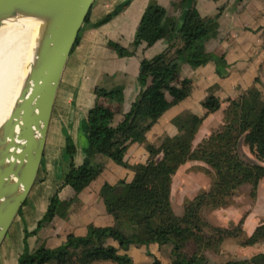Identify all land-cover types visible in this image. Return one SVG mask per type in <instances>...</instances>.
Returning <instances> with one entry per match:
<instances>
[{
    "label": "trees",
    "instance_id": "trees-1",
    "mask_svg": "<svg viewBox=\"0 0 264 264\" xmlns=\"http://www.w3.org/2000/svg\"><path fill=\"white\" fill-rule=\"evenodd\" d=\"M172 5L180 9L178 15L168 14L157 0H148L144 9L134 45L140 42L151 45L164 38L167 46L152 57L140 60L137 76L140 88L129 109L113 123L115 111L107 103L119 105L123 101V85H96L93 88L94 103L82 122L88 142L83 147V161L78 165L72 159L75 145L69 136L66 137L65 149L70 160L63 183L71 185L75 192L97 176L106 158L134 170L130 180L120 179L103 185L104 205L114 223L89 224L85 234L68 232L66 239L55 247L39 243L30 249L26 236L36 233L44 222L56 214L63 215L67 209V203L60 201L54 192L36 226L30 231L25 229L17 264H91L95 260L132 264V257L119 249L151 242L171 244L168 264H264V251L254 254L251 259L224 262H211L201 252L204 247L217 246L226 236H239L241 231L244 232L240 237L242 245L264 241V222L257 224L249 234L244 230L243 218L233 226H214L206 230L208 222L200 213L204 206L226 205L233 190L245 182L251 183L254 190L259 179L264 177V99L259 90H245L237 97H227L223 123L196 145L192 140L201 121L220 107L221 100L212 93L202 100L203 115L190 111L178 114L173 118L177 133L166 135L158 145L146 143L150 153L147 161L130 164L124 158L131 142L143 140L145 131L157 118L171 104L189 94L190 79H182L180 85L173 83L179 78L181 62L196 67L213 61L219 75L226 73L224 55L206 50L204 46V41L217 33L223 5L212 15H201L194 0L173 1ZM78 41L79 32L73 47ZM109 44L121 55L134 52V48L129 49L116 41L110 40ZM240 142L248 146L258 161L250 162L241 156ZM187 159L204 161L213 169L214 179L207 190L189 199L182 214L178 215L171 206L170 183L172 174ZM108 238L116 240L118 246L109 243ZM188 240L196 245L192 252L185 250ZM146 253L153 257V264H160L148 248Z\"/></svg>",
    "mask_w": 264,
    "mask_h": 264
},
{
    "label": "crops",
    "instance_id": "crops-1",
    "mask_svg": "<svg viewBox=\"0 0 264 264\" xmlns=\"http://www.w3.org/2000/svg\"><path fill=\"white\" fill-rule=\"evenodd\" d=\"M178 0H157L167 9V13L178 15L179 8L172 5ZM201 15H212L219 5L223 9L218 17L217 33L208 37L204 44L207 50L223 54L226 60V73L219 75L213 61L196 67L181 64L179 78L173 83L180 85L188 78L192 88L187 96L171 104L157 120L145 131L142 141L131 142L124 158L130 163L144 162L149 152L145 143L158 144L166 135L177 133L173 118L186 111L199 116L205 113L202 105L204 97L212 93L220 100V107L207 114L197 128L193 145H196L210 131V122L217 125L226 106V98H234L245 90H259L264 97V0H194ZM148 0H93L87 18L79 31V41L72 48L63 69L51 118L47 129L42 162L36 181L29 192L25 204L16 216L17 234L14 240L7 236L0 248V264H16L23 249L25 229L32 230L49 203L50 196L57 192L58 198L67 203L63 215L56 214L36 231L26 236L30 249L39 243L55 247L66 239L68 232L83 235L89 224L110 225L113 216L106 211L103 194L105 182L115 183L119 179L130 180L134 171L120 165L110 158L105 159L101 172L87 186L75 192L69 184L63 183V175L69 167V155L65 149L66 137L74 145L73 162L80 164L84 158L83 147L87 144V134L82 128L88 109L94 103L93 88L96 85L111 87L123 85V101L108 102L114 109L113 123H116L130 107L139 91L137 76L140 60L150 58L167 46V40L159 38L151 45L140 42L134 45V36ZM108 40L133 49L130 55H121L118 50L108 45ZM170 98V96H169ZM219 114V117H218ZM77 195V200L71 198ZM245 219L244 228L250 233L256 224ZM107 241L118 246L116 240ZM167 264L170 261L169 245L151 242L148 245H129L127 252L133 259L132 264H152V258L146 249ZM4 250L6 257H4ZM91 264H120L111 260H95Z\"/></svg>",
    "mask_w": 264,
    "mask_h": 264
},
{
    "label": "water",
    "instance_id": "water-1",
    "mask_svg": "<svg viewBox=\"0 0 264 264\" xmlns=\"http://www.w3.org/2000/svg\"><path fill=\"white\" fill-rule=\"evenodd\" d=\"M92 2L0 0V21L40 22L22 86L0 123V248L36 181L61 75Z\"/></svg>",
    "mask_w": 264,
    "mask_h": 264
},
{
    "label": "rangeland",
    "instance_id": "rangeland-1",
    "mask_svg": "<svg viewBox=\"0 0 264 264\" xmlns=\"http://www.w3.org/2000/svg\"><path fill=\"white\" fill-rule=\"evenodd\" d=\"M219 6L217 7L216 12L218 11ZM80 31L79 33H81ZM79 38H80V35H79ZM107 43L109 46H111L109 44V40ZM111 47L114 48L113 46ZM182 63L188 64L186 62H181L180 66ZM178 79H181V78H178ZM262 98L264 99V97ZM221 113H222V116L220 117L221 121L219 125H217V119H218L217 114H216L215 120H213L212 123L210 122L211 131L218 128L223 123V110ZM218 117H219V114H218ZM162 139H160L159 143L162 141ZM145 148H146V143H145ZM239 150H240L239 152L241 156L245 160L250 161V162L258 161L249 151L248 146L243 144L242 142H240L239 144ZM149 156H150V153L148 155V158ZM159 156L160 154H158L156 157L158 158ZM125 167H128V166H125ZM213 179H214V171L204 161L197 160V159H187L186 161L181 163L177 167L176 171L172 174L171 183H170V200H171V206L174 212L178 215H181L184 209V204L189 199H192L199 192L203 190H207L211 186ZM77 199H78L77 195L73 196L71 198V202L76 201ZM228 201L229 202L223 207L211 208L210 206H204L201 209L200 211L201 215L208 222V226H205L206 230H209V228L211 229V227H214V226L215 227L233 226V224L238 223L239 220H241L242 218L244 219V222H245V219L248 220L247 221L248 227L251 223L257 225L261 222H264V177L259 179L254 190H253V186L251 183L245 182L241 184L240 186H238L236 189L233 190V193L230 196ZM16 223H17L16 220H14L7 233V239L11 241L15 239V235L17 234L18 226H16L17 225ZM245 232L249 234L247 230ZM243 233L244 232L241 231L239 236H235V235L226 236L222 239V241H220V243L217 246L204 247L201 250V252L204 253L205 256L208 258V260H210L211 262H224L230 259H251V257L254 254L260 251H264V241L256 242L251 245L240 244V237L243 236ZM166 244L169 245V253H170L171 244L170 243H166ZM195 249H196L195 243L192 240H188L185 246V250L187 252H192ZM3 253H4L3 254L4 257H6L7 253L5 250ZM151 258L153 259L152 256ZM17 263H18V258H17L16 264ZM160 264H161V261H160Z\"/></svg>",
    "mask_w": 264,
    "mask_h": 264
},
{
    "label": "bare ground",
    "instance_id": "bare-ground-1",
    "mask_svg": "<svg viewBox=\"0 0 264 264\" xmlns=\"http://www.w3.org/2000/svg\"><path fill=\"white\" fill-rule=\"evenodd\" d=\"M40 22L15 15L0 21V123L23 83Z\"/></svg>",
    "mask_w": 264,
    "mask_h": 264
}]
</instances>
